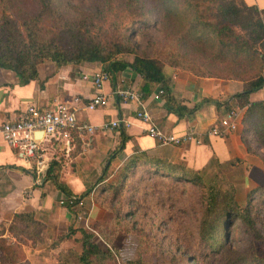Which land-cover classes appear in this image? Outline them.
Returning a JSON list of instances; mask_svg holds the SVG:
<instances>
[{
	"label": "trees",
	"instance_id": "obj_1",
	"mask_svg": "<svg viewBox=\"0 0 264 264\" xmlns=\"http://www.w3.org/2000/svg\"><path fill=\"white\" fill-rule=\"evenodd\" d=\"M94 9L92 13L73 10L62 0H0V68L14 72L22 84H27L37 79V65L46 60L57 66L102 64L111 75L130 67L144 81V90L160 83L168 105L178 116L190 114L196 107L187 108L170 96L169 78L165 77L168 68L242 81L243 91L234 98L240 108H246L244 133L252 139L244 142L249 151L260 156L264 169V104L250 102V95L264 86V9L247 6L243 0H99ZM142 27H146L142 30L145 33L156 32L160 37L150 42L153 53L138 48L135 34ZM125 54L133 56L131 62L123 58ZM75 140H79L78 136ZM60 162L52 159L45 177L51 178L68 198L70 190L58 181ZM213 162L219 164L212 161L209 166ZM207 167L193 170L163 152L141 151L127 157L117 169V178L109 181L108 165L98 181L78 197L91 194L99 207L111 213L110 219L93 222L91 230L78 229L82 246L78 263L116 264L113 251L103 250L93 242L92 230L110 244L119 223L117 215H122L112 204L121 194L127 176L139 171L199 190L196 237L202 252L222 256L226 264H264V251L262 255L232 254L227 248L235 223L264 245L252 201L255 195H264V185L250 190L241 205L233 182L223 173L209 174ZM65 206L75 217L78 215L76 203L66 202ZM43 229V223L33 213H20L13 216L8 232L17 240L24 236L36 242L41 241ZM141 236L145 240L144 231ZM194 260L196 255L190 261ZM0 264H28L21 244L8 245L1 235ZM171 264L189 263L174 256Z\"/></svg>",
	"mask_w": 264,
	"mask_h": 264
},
{
	"label": "crops",
	"instance_id": "obj_2",
	"mask_svg": "<svg viewBox=\"0 0 264 264\" xmlns=\"http://www.w3.org/2000/svg\"><path fill=\"white\" fill-rule=\"evenodd\" d=\"M243 2L258 10L264 9V0ZM102 69V64L57 66L46 60L37 65V79L22 84L14 72L0 68V122L14 119L31 104L49 109L58 103H67L76 111L79 121L91 123L95 127L93 133L79 135L78 141L74 139L68 153L65 150L62 152L63 146L60 144L47 143L48 166L39 181H36L33 161L22 157L0 135V235L7 239L8 245L21 244L28 264H79L82 246L78 229H88L87 224L91 226L92 222H103L111 217V213L94 202L91 194L83 198L82 207H76L77 214L82 215L80 219L60 204V199L65 195L51 178L45 177L52 159H60L58 181L65 184L71 196L75 197L91 188L108 165L110 167L119 158H127L141 151L148 154L163 152L171 160L183 162L193 170L204 169L212 161L224 165L234 160L242 166L245 180L256 185L264 183L262 159L257 153L249 151L244 142V139H252L244 133L243 116L246 108H240L234 98V95L243 91L242 81L202 77L186 70L170 69V72H165V77L169 78L170 96L187 108L196 107L194 112L178 116L168 105L166 95L153 99L160 83L144 90L142 78L127 67L110 74L109 80L103 83L102 92L107 95L108 104L87 110L84 104L97 91L91 83L82 79V75ZM118 88L141 90L144 106L162 131L176 136L193 132L191 138L178 145H159L146 134V125L135 117L140 106L134 102L124 103L113 92ZM75 97L79 102L73 101ZM250 102L264 104V86L250 95ZM236 107L240 109V116L233 132L223 137L207 135L210 127L218 125L225 113ZM116 119H128L131 124L126 128L101 129V124ZM255 149L260 151L259 147ZM20 213H33L35 219L43 223L41 241L35 242L24 236L17 240V236L8 232L13 216ZM92 231L93 242L103 250L111 247L109 250L114 251L112 246L121 241V234H117L109 244L96 230ZM62 234L66 236L58 240ZM119 250L121 253V248L115 249Z\"/></svg>",
	"mask_w": 264,
	"mask_h": 264
},
{
	"label": "rangeland",
	"instance_id": "obj_3",
	"mask_svg": "<svg viewBox=\"0 0 264 264\" xmlns=\"http://www.w3.org/2000/svg\"><path fill=\"white\" fill-rule=\"evenodd\" d=\"M73 10L92 13L99 0H62ZM140 28L135 34L139 50L153 53L150 42L158 40L156 32L148 33ZM126 59H133L125 54ZM170 68L166 72H170ZM255 154V153H254ZM126 158H119L110 164L109 181L117 178V169ZM237 161L224 165L213 162L205 170L209 174L223 173L236 188V199L244 205L247 193L258 186L245 180L242 166ZM264 185V183L262 184ZM112 204L114 210H120L117 215L119 223L114 232L121 237V241L113 245L116 264H126L128 261H139L136 264H171L172 257H180L181 262L189 264H226V260L217 254L202 252L196 237V220L200 213L198 202L199 190L187 186L181 187L167 178L151 177L139 171L124 181V187ZM254 213L258 215L257 226L264 234V195L257 194L252 199ZM93 223V222H92ZM91 223V225H92ZM144 231L145 240L141 236ZM112 234V233H111ZM120 240V238H118ZM123 239V240H122ZM228 250L237 253L245 252L262 255L264 245L261 241L251 239L238 223L231 230ZM111 249V247H108ZM121 248V253L115 249ZM196 255L197 260L190 261ZM129 259V260H127Z\"/></svg>",
	"mask_w": 264,
	"mask_h": 264
},
{
	"label": "built area",
	"instance_id": "obj_4",
	"mask_svg": "<svg viewBox=\"0 0 264 264\" xmlns=\"http://www.w3.org/2000/svg\"><path fill=\"white\" fill-rule=\"evenodd\" d=\"M110 74L105 70H96L82 75V79L91 83L97 93L84 104L87 110H94L108 104V97L102 92V86L108 81ZM168 81V79H167ZM124 103L134 102L140 106L136 111V119L146 125L145 132L157 141L159 145H178L186 139H190L193 132L183 135L165 133L154 122L153 117L144 106L143 93L134 88H118L113 91ZM164 94V88L160 85L153 99L157 100ZM79 102L78 98L73 99ZM240 109L238 107L229 109L222 117L218 125L207 130V135L223 137L233 132L238 125ZM131 124L128 119H116L101 124V129L126 128ZM95 127L91 123L79 121L76 111L71 109L67 103H58L49 109H43L35 104L21 110L14 119L0 122V135L10 147L16 149L22 157L30 159L34 163L36 181L43 176L48 166L46 156L47 143H56L64 147L66 153L71 151L75 136L91 134ZM60 204L70 205L76 203V207H82L83 199L70 196L60 199ZM77 218H82L78 214ZM89 230L90 226L86 225Z\"/></svg>",
	"mask_w": 264,
	"mask_h": 264
}]
</instances>
